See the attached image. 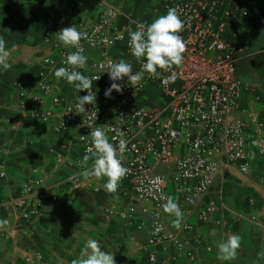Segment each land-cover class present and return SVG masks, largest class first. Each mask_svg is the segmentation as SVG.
Segmentation results:
<instances>
[{
    "label": "built area",
    "instance_id": "built-area-1",
    "mask_svg": "<svg viewBox=\"0 0 264 264\" xmlns=\"http://www.w3.org/2000/svg\"><path fill=\"white\" fill-rule=\"evenodd\" d=\"M159 2L165 12L170 7L182 10L179 15L184 29L179 35L183 37L186 51L179 68L173 66L169 71L157 69L155 77L145 73L135 89L125 77L123 81H118L123 85L122 94L113 90L106 98L104 92L109 86L102 87L100 82L104 75H108V62H117L110 55L112 48L118 43L124 44L133 72L142 71L146 60H137L131 54L130 36L115 23L118 8L101 2L100 14L93 19H80L75 24L78 31L86 34L81 41L82 54L88 48L98 53V58L89 65L88 76L100 77L99 80L93 79L90 89L96 95V102L86 104V111L76 113L77 99L65 101L51 82L55 68L68 67L66 56L76 50L63 46L56 37L61 28L70 26L67 24L69 13L59 18L52 11L46 18L43 32L46 54L42 56V62L45 68L39 72L33 91L23 82L16 83V109L21 116L49 122L54 135L73 131L84 155L91 147L89 133L94 128H101L114 145L124 139L127 148L122 164L128 173L119 185L126 183L130 186L134 201L123 208L107 205L103 210L104 217L129 220L139 212L145 214L148 226L142 251L147 261L150 264H171L182 251L189 258L193 257V253L187 247L188 241L179 235L171 222L165 220L162 205L169 196L166 191L167 176L157 166L170 167L171 163L174 164L171 180L176 185L179 198L175 202L183 216L198 209L197 216L204 221L215 210V203L212 200L203 202V198L221 165L236 164L240 173L248 174L249 147L264 154V123L255 121L250 128V124L236 114L243 86L236 77L235 63L248 51L249 45H231L222 38L226 23L217 19L216 6L208 0ZM141 22L147 25L146 21ZM75 70L79 71V68ZM172 72L176 73V79L167 82ZM144 87H153L160 93L159 101L153 108L137 101V95ZM84 95H87L86 91L81 96ZM70 108L72 112H69ZM262 111L264 113V107ZM9 127L16 129L14 123ZM68 150V145L61 142L53 156L56 168H68L69 178L75 177L69 179L71 189L99 192L103 188L99 180L82 175L85 170L91 169L93 162L83 165L81 159L68 158ZM242 166H246V170ZM4 175L1 170L0 176ZM103 178L107 181V177ZM119 185L114 193L119 191ZM46 201L55 203L59 201V195L49 193L43 178L36 176L24 180L14 195L0 199V214L13 212L28 222L31 217L42 213ZM148 203L152 204V208H148ZM188 228L183 224L180 229ZM8 233L15 235L16 229L11 228ZM168 245L171 247L169 251ZM206 250L210 251V247ZM162 251L167 254L162 256ZM33 255L41 257L39 252L28 249L22 264L30 262Z\"/></svg>",
    "mask_w": 264,
    "mask_h": 264
},
{
    "label": "crops",
    "instance_id": "crops-1",
    "mask_svg": "<svg viewBox=\"0 0 264 264\" xmlns=\"http://www.w3.org/2000/svg\"><path fill=\"white\" fill-rule=\"evenodd\" d=\"M208 1L216 6L217 19L226 23L222 38L231 45H249L248 51L235 63L236 77L243 86L236 114L253 128L255 121L264 123V0ZM101 2L118 8L115 23L127 35L130 30H136L139 22L149 24L166 14L159 0H0V37L6 41V49L10 52L8 63L11 64L7 71L0 66V171L5 173L0 176V199L14 195L24 180L36 176L43 178L49 193L59 195V201H46L42 213L28 222L13 212L0 214V219L8 221L5 229L0 230V264H22L28 249L39 252L41 257L33 255L27 264H71L79 257L88 239H96L104 246L103 241L109 236L119 243L118 264H121L120 260L129 262L130 259H134L132 264H139V260L150 264L142 251L148 226L146 215L139 212L129 220L104 217L107 202L117 208L133 203L130 186L121 183L114 194L104 187L99 192L72 190L69 169L56 168L53 152L62 142L69 147L68 158L83 161L84 154L73 131L54 135L49 122L21 116L16 109V83L23 82L33 91L39 72L45 68L42 62V56L46 54L43 32L48 14L53 11L62 18L69 13L67 24L72 26L80 19H93L100 14ZM84 55L87 63L79 68V72L88 76L89 65L98 58V53L88 48ZM110 55L117 62L121 59L128 62L123 43L112 48ZM51 82L65 101L76 100L83 93L55 76ZM110 83L107 74L100 82L102 87H108ZM159 97L156 89L144 87L137 95V101L153 108ZM11 123L16 129L9 127ZM249 151L250 171L247 175H242L236 164L221 165L203 198V202L212 200L215 203V210L207 219L201 221L198 218V209L183 216L182 225L189 228L177 230L188 241L187 247L192 250L193 257H187L182 251L171 264H264V259L258 262L257 256L264 251V154L251 146ZM91 162L90 159L82 164ZM172 167L173 163L170 167L157 166V169L166 173L167 194L177 201L176 185L171 180ZM34 169L37 172L33 173ZM104 183L106 180L100 178L99 184ZM147 206L152 208L151 203ZM164 215L167 222L175 219L174 215ZM112 221L118 222L113 225ZM11 228L16 229L15 235L8 233ZM234 234L242 237L236 259H218L217 244ZM138 242H141L139 246ZM168 246L169 251L171 247ZM206 247H210V251ZM166 254L161 252L162 256Z\"/></svg>",
    "mask_w": 264,
    "mask_h": 264
},
{
    "label": "clouds",
    "instance_id": "clouds-1",
    "mask_svg": "<svg viewBox=\"0 0 264 264\" xmlns=\"http://www.w3.org/2000/svg\"><path fill=\"white\" fill-rule=\"evenodd\" d=\"M180 11L182 10L170 7L165 15L159 16L147 25L142 22L138 23L135 31H129L131 54L137 60L143 58L146 62L142 64V71L133 72L131 63L123 59L115 63L109 61L106 72L111 83L104 92L106 98L111 96L113 90L122 94L123 85L118 81H123L125 77H127V83L135 89L140 81L144 79L145 73L155 77L158 75L157 69L169 71L173 66L179 68L182 65L186 44L183 37L179 35L184 29V22L179 15ZM56 37L63 46L76 49L66 56L65 63L68 67H59L55 70L54 76L58 80L63 78L67 83L74 85L78 92H87V95L77 98L78 102L75 105V112L82 113L86 111V104L96 102V95L90 89L93 79H100V77L85 76L75 70L76 68H83L87 63V57L82 54L84 50L81 46V41L86 38V34L78 31L77 27L72 25L61 28L56 33ZM9 56L10 52L6 49V41L3 37H0V66L5 71L11 67V64L8 63ZM175 79L176 73L172 72L167 78V82H174ZM69 112H72L71 108ZM89 135L91 137V147L86 149L82 163L86 164L91 159L93 164L91 169L85 170L82 175L97 180L107 177L103 187L107 192L114 193L117 191L119 182L128 173V169L122 164L127 142L120 139L118 145L110 143L101 128H94ZM252 155L254 157V154ZM242 167L246 170V166ZM69 179H75V177ZM162 207L165 213L175 216L171 225L179 230L182 225L183 214L178 203L175 202L172 196H168ZM7 224L6 219H0V230H4ZM241 240L242 237L239 234H234L219 242L217 244V258L222 261L236 259L238 250L241 247ZM257 256L258 262L260 259H264V251L258 253ZM71 264H116V261L112 253L101 249L98 240L88 239L81 249L79 257L73 259Z\"/></svg>",
    "mask_w": 264,
    "mask_h": 264
},
{
    "label": "rangeland",
    "instance_id": "rangeland-1",
    "mask_svg": "<svg viewBox=\"0 0 264 264\" xmlns=\"http://www.w3.org/2000/svg\"><path fill=\"white\" fill-rule=\"evenodd\" d=\"M59 169V168H58ZM68 174H70V171H68ZM67 174V175H68ZM242 175H247V174H242ZM66 182H67V179H66ZM59 192H61V191H59ZM106 205H111V206H114L113 204H111V203H109V202H107V204ZM118 221H112V223L111 224H116ZM110 224V223H109ZM109 231H110V229H108ZM141 242H138V246H139V244H140ZM99 244H100V247H101V249L103 250V251H106V252H110V253H112L114 256H115V261H117L118 259H117V252L119 251V248H118V240H114V239H112L111 238V236H109V237H107L106 239H104V241H103V245L104 246H101V242H99ZM83 247V246H82ZM142 258V257H141ZM132 260H134V259H130L129 260V262L127 261V260H124V261H121L120 260V263L121 264H132ZM140 261H142V260H139L138 261V263L139 264H145V263H143V262H140ZM116 264H118L117 262H116Z\"/></svg>",
    "mask_w": 264,
    "mask_h": 264
}]
</instances>
